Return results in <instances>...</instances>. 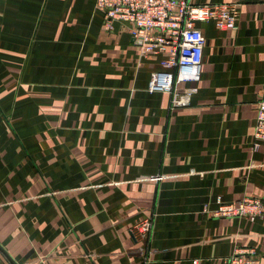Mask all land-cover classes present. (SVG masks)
Segmentation results:
<instances>
[{
	"label": "crops",
	"instance_id": "0c3cea01",
	"mask_svg": "<svg viewBox=\"0 0 264 264\" xmlns=\"http://www.w3.org/2000/svg\"><path fill=\"white\" fill-rule=\"evenodd\" d=\"M192 1L241 4L232 27L200 23L191 102L172 107L147 90L158 57L95 0H0V264H223L238 247L264 264V219L204 210L264 198V0Z\"/></svg>",
	"mask_w": 264,
	"mask_h": 264
},
{
	"label": "built area",
	"instance_id": "2783aa9c",
	"mask_svg": "<svg viewBox=\"0 0 264 264\" xmlns=\"http://www.w3.org/2000/svg\"><path fill=\"white\" fill-rule=\"evenodd\" d=\"M240 2H205L192 0H95L103 13L104 24L114 21L129 24L138 53L155 56L159 68L150 74L147 90L171 94V106H186L191 102V90L181 85L198 78L206 37L200 26L213 22L218 29L237 23ZM256 116L253 130L254 146L264 139V84L255 100ZM163 175L153 176V179ZM217 206L204 210L214 217L264 219V198L245 195L237 201L216 200ZM153 230V216L141 218L132 228L138 240H148ZM197 262V260H193ZM223 264H261L258 252L252 247H238L225 257Z\"/></svg>",
	"mask_w": 264,
	"mask_h": 264
}]
</instances>
